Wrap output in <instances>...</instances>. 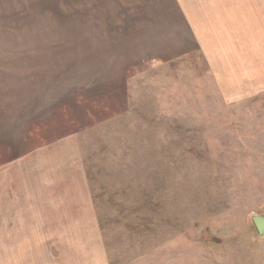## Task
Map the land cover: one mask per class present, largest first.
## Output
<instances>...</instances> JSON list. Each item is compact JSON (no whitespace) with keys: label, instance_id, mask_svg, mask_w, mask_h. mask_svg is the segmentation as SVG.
Masks as SVG:
<instances>
[{"label":"rangeland","instance_id":"374dc122","mask_svg":"<svg viewBox=\"0 0 264 264\" xmlns=\"http://www.w3.org/2000/svg\"><path fill=\"white\" fill-rule=\"evenodd\" d=\"M47 5L0 0V264H264V236L252 220L264 214V91L243 99L231 74L219 86L208 63L210 53L221 61L232 54L224 49L241 48L221 29L231 21L216 33L195 22L204 39L168 40L167 62L139 50L122 115L75 141L85 192L73 184L66 193L48 182L42 159L16 162L33 145L18 130L54 112L53 126L64 129L66 119L97 111L109 89L90 87L80 46L58 41L66 54L32 56L18 39L39 26L64 33L65 25L33 23L60 10ZM248 26L264 28V11ZM253 37L250 58L260 49ZM97 58L116 66L134 57Z\"/></svg>","mask_w":264,"mask_h":264},{"label":"crops","instance_id":"0c3cea01","mask_svg":"<svg viewBox=\"0 0 264 264\" xmlns=\"http://www.w3.org/2000/svg\"><path fill=\"white\" fill-rule=\"evenodd\" d=\"M48 2L50 8L60 9L56 15L49 17L43 23L34 20L37 25H65L64 33L50 31L55 27H38L37 31L28 33L19 32L18 39L26 43L31 49L32 56L66 54L55 49L78 46L79 55L87 57L82 59V70L92 83L90 87H108L100 99L97 111L86 112L80 121L68 118L64 129L54 127L56 113L38 121L32 122L31 129L18 130V137L23 136L30 147L17 153L16 162L24 160L42 159L40 166L49 168L47 176L50 184L57 183L63 186L66 193H72L71 185L79 184L76 192H85L82 185L88 184L87 173L80 163L78 151V137L101 121L119 117L124 112L126 93L122 87L127 85L129 68L136 69V57L146 47L151 49V55L166 62L173 58L172 48L168 40L204 39L198 32L195 22H208L211 33H216L217 24L231 21L230 26L223 24L221 29L231 34L235 39H241L239 49L225 51L232 53L221 59L214 58L210 53L209 66L216 71L215 81L219 86L225 87L230 73L233 82L241 90V97L252 98L257 95L256 89L264 91V28L250 33L249 18H259L264 11V0H43ZM62 15H61V12ZM52 20V21H51ZM24 23V21H23ZM204 31V26L202 32ZM259 40L260 49L250 58V36ZM217 40L216 36L208 37ZM227 38V37H225ZM76 41L69 43V41ZM121 41L125 43L121 44ZM127 41V42H126ZM68 43V44H67ZM189 43V42H188ZM128 47L130 51H124ZM162 51H159L158 49ZM216 56H220L222 47H211ZM25 48L16 49V55L24 54ZM185 50V45L182 52ZM218 50V51H217ZM217 51V52H216ZM126 52V53H125ZM71 54L68 52L67 54ZM171 53V56L169 55ZM6 54V53H1ZM131 56L132 63H118L114 66L111 59L99 61L97 57ZM153 55V56H154ZM171 57V58H170ZM240 59L239 63L238 60ZM251 61V66H250ZM237 64L239 66L237 67ZM94 82V83H93ZM240 97V98H241ZM123 110H122V109ZM83 114V113H82ZM56 122V121H55ZM75 124L74 125H72ZM57 124V122H56ZM30 136L32 138H30ZM24 142L18 140V143ZM78 176V177H77ZM88 187V186H87ZM88 192V188H86Z\"/></svg>","mask_w":264,"mask_h":264},{"label":"water","instance_id":"95a60500","mask_svg":"<svg viewBox=\"0 0 264 264\" xmlns=\"http://www.w3.org/2000/svg\"><path fill=\"white\" fill-rule=\"evenodd\" d=\"M253 223L260 236H264V214H255L252 216Z\"/></svg>","mask_w":264,"mask_h":264}]
</instances>
